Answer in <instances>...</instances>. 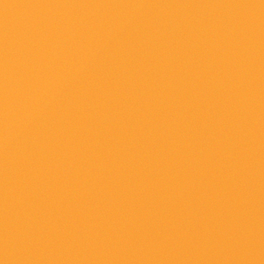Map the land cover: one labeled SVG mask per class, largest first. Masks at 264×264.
<instances>
[{
  "label": "water",
  "instance_id": "water-1",
  "mask_svg": "<svg viewBox=\"0 0 264 264\" xmlns=\"http://www.w3.org/2000/svg\"><path fill=\"white\" fill-rule=\"evenodd\" d=\"M0 264H264V0H0Z\"/></svg>",
  "mask_w": 264,
  "mask_h": 264
}]
</instances>
